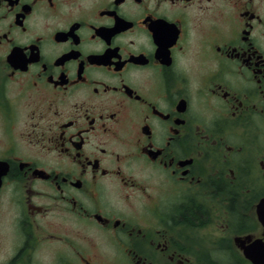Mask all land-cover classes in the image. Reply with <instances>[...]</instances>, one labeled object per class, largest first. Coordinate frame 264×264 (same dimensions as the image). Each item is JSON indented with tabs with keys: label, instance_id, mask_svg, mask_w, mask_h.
I'll use <instances>...</instances> for the list:
<instances>
[{
	"label": "flooded vegetation",
	"instance_id": "flooded-vegetation-1",
	"mask_svg": "<svg viewBox=\"0 0 264 264\" xmlns=\"http://www.w3.org/2000/svg\"><path fill=\"white\" fill-rule=\"evenodd\" d=\"M263 198L264 0H0V264H264Z\"/></svg>",
	"mask_w": 264,
	"mask_h": 264
},
{
	"label": "rangeland",
	"instance_id": "rangeland-1",
	"mask_svg": "<svg viewBox=\"0 0 264 264\" xmlns=\"http://www.w3.org/2000/svg\"><path fill=\"white\" fill-rule=\"evenodd\" d=\"M58 228H59L58 231H55L57 229L54 230L53 227H49V230H52L57 234L64 235L63 233H61V231L65 230L66 232H68L69 226L66 223L63 225L64 229H60L59 226H58ZM44 233H47V232H44ZM78 236L80 238H82V236L80 234H78ZM64 237L66 238V236H64ZM0 238H1L0 248H2V246L4 248H6L8 245L9 238H11V236H8V234H5V235L0 236ZM48 242H49V244L43 243L41 245V247L39 248V250L33 254V258H34L33 264H37L39 259L42 260V264H48V261L56 259L58 256L60 257V256L66 254V250L65 251L62 250V248H65V246H63V245H67L66 240L57 241L56 239H53L52 241H48ZM10 245H12V242ZM61 250L63 252H61Z\"/></svg>",
	"mask_w": 264,
	"mask_h": 264
},
{
	"label": "water",
	"instance_id": "water-1",
	"mask_svg": "<svg viewBox=\"0 0 264 264\" xmlns=\"http://www.w3.org/2000/svg\"><path fill=\"white\" fill-rule=\"evenodd\" d=\"M259 205L263 206V209H262V212H263L262 220H264V198L262 199V201L260 202ZM259 205H258V207H259ZM246 254L248 256L252 257L257 263H259V262H261L259 260V258L264 260V246L256 247V249H252V250H246Z\"/></svg>",
	"mask_w": 264,
	"mask_h": 264
}]
</instances>
